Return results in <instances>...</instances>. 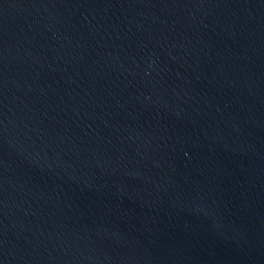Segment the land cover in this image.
<instances>
[{"label": "water", "instance_id": "95a60500", "mask_svg": "<svg viewBox=\"0 0 264 264\" xmlns=\"http://www.w3.org/2000/svg\"><path fill=\"white\" fill-rule=\"evenodd\" d=\"M0 264H264V0H0Z\"/></svg>", "mask_w": 264, "mask_h": 264}]
</instances>
